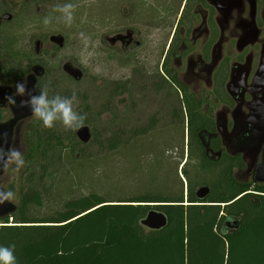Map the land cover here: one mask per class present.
<instances>
[{
  "label": "flooded vegetation",
  "instance_id": "1",
  "mask_svg": "<svg viewBox=\"0 0 264 264\" xmlns=\"http://www.w3.org/2000/svg\"><path fill=\"white\" fill-rule=\"evenodd\" d=\"M66 1L34 2L54 5ZM9 2L0 12V31L20 16L23 0ZM95 5L101 59H106L116 70L109 81L105 80L106 75L97 77L96 81L110 83L107 85L111 96L107 103L112 106V118H117L116 122L120 118L147 116L158 118L159 122L166 116L182 118L179 120L184 125L181 144L186 149V160L181 176L187 188L184 200H189L192 183L194 198L207 202L213 193L209 180L215 179L228 165H233L237 181L254 183L255 169L263 161L264 145L253 163L245 150L240 151L250 132L235 141L234 118H260L251 117L252 94H244L242 105L239 100L243 88H249L264 67V0H96ZM6 15L10 16L9 20ZM41 63L32 66L45 68V74L38 77L39 89L49 73L46 64ZM14 79V86L0 88H12L15 94L16 84L25 79L19 73L10 72L7 77L0 74L1 82ZM230 88L239 91L237 97L230 93ZM255 97L261 99L263 95ZM119 106H124L123 110ZM0 109L11 114L8 106ZM11 117L12 114L0 122ZM190 118H195L193 130H190ZM248 127L253 129L252 124ZM134 132L140 136L152 131ZM188 164L192 167L193 181ZM184 171L189 177H185ZM194 173L202 176V182L195 181ZM205 188L209 189V195L200 199Z\"/></svg>",
  "mask_w": 264,
  "mask_h": 264
},
{
  "label": "rangeland",
  "instance_id": "2",
  "mask_svg": "<svg viewBox=\"0 0 264 264\" xmlns=\"http://www.w3.org/2000/svg\"><path fill=\"white\" fill-rule=\"evenodd\" d=\"M34 1L23 0L19 18L0 31V74L7 77L16 68L17 73L24 75L22 79H26L24 72H30L35 64L45 63L49 73L40 82V89L50 96L49 100L56 95L70 100L74 111L89 122L85 126L91 129L92 140L89 144L81 143L76 135L78 129H68L62 121H55V129L64 136L66 148L55 151L56 164L50 171L54 174L53 180L46 177L42 185H36L37 189L42 187L39 192L45 190L46 194L40 207H31L32 216H51L64 210L69 201L94 193L114 205L127 204V201L147 194L179 198L183 188L185 198L187 188L181 176V167L186 160V149L181 144L184 125L179 120L182 121V118L175 120L166 116L160 122L158 118L148 116L120 118L115 127L111 125L112 106L107 103L111 96L110 85H107L110 83L97 84L96 81L103 75L109 81L116 70L110 62L104 61L106 59H101L103 55L96 33V0H68L66 4L55 2L54 5ZM7 2L10 3L9 0H0V12ZM68 5L72 6L68 10L72 17L70 23L68 13L63 11ZM45 18L49 20L47 25L43 22ZM54 35L65 38L63 49L50 41ZM38 40L42 42L39 54L36 47ZM67 63L83 71L81 81L65 73L63 67ZM15 82L16 79L8 83L0 81V86H14ZM74 91L76 100H72ZM85 99H88L87 102ZM86 104L89 106L86 107ZM119 107L120 110L124 108ZM10 115L9 111L0 109V119ZM41 122L35 116L25 122L19 150L25 163L19 169L15 161L8 164L6 175L0 179V187L13 193L9 200L17 206H20L24 193L31 186L26 159V131ZM145 129L152 132L140 136L134 132ZM116 134L121 137L122 144L111 150L109 141ZM73 135L77 141H71ZM194 167L197 168L196 165ZM191 169L188 164L187 170H190L193 181ZM185 202L189 205L186 199ZM10 222L13 224L14 220L11 218ZM2 225L0 220V227Z\"/></svg>",
  "mask_w": 264,
  "mask_h": 264
},
{
  "label": "trees",
  "instance_id": "3",
  "mask_svg": "<svg viewBox=\"0 0 264 264\" xmlns=\"http://www.w3.org/2000/svg\"><path fill=\"white\" fill-rule=\"evenodd\" d=\"M194 119L190 118V130ZM116 121L112 118L113 127ZM55 123L46 128L41 122L26 131L31 186L13 224L9 218L1 220L0 246L14 245L18 264H264V184L237 181L233 165L209 180L213 193L207 202L194 198L191 183L189 205L183 195L173 199L151 194L114 205L94 193L69 201L51 216H32L31 207H40L46 192L37 186L46 177L53 180L55 151L66 148ZM88 123L85 119L80 127ZM121 144L116 134L109 149ZM194 178L202 182L199 174ZM153 210L167 216V228L149 231L141 225Z\"/></svg>",
  "mask_w": 264,
  "mask_h": 264
},
{
  "label": "water",
  "instance_id": "4",
  "mask_svg": "<svg viewBox=\"0 0 264 264\" xmlns=\"http://www.w3.org/2000/svg\"><path fill=\"white\" fill-rule=\"evenodd\" d=\"M6 19L9 20L10 16L6 15ZM51 42L56 44L59 48H64L66 40L61 35H55L51 37ZM41 42H37V52H39ZM264 62V60H263ZM65 73L76 81H81L84 77V73L81 69L74 67L72 64L67 63L64 65ZM45 74V68L41 65H36L32 68V73L21 83L25 86V92L23 95H15L16 103L13 105L9 103L5 97L13 95L12 88H0V106L9 107L12 117L6 122H0V179H2L8 170V165L5 166L4 156L10 149H21L22 138V126L24 122L34 117L31 112V105L22 106L21 101H29L32 97H38L41 95V90L38 88V77ZM230 93L237 97L239 91L235 88L229 89ZM249 92L253 95V101L250 103L251 117L260 118H234L235 127L234 137L235 141L240 139V135L244 136L247 132H250V136L246 139V144L242 146L240 151L246 153L255 163L260 156L262 146L264 145V67L256 75L253 84L249 88H243L240 105L243 103L244 94ZM257 94H262L261 99H256ZM240 114V113H239ZM249 124H252L253 129H249ZM248 127V128H247ZM240 133V134H239ZM77 138L83 144H89L92 140V132L88 126H82L78 129ZM236 145L239 146L237 142ZM253 181L255 184H264V154L263 161L259 164L254 172ZM204 194H200L199 198L203 199L209 195V189H203ZM0 192H7L4 188L0 187ZM18 206L11 202L9 199L0 203V220L11 219L17 212ZM168 218L164 213L158 211H151L146 218L141 221V225L149 231H161L168 226Z\"/></svg>",
  "mask_w": 264,
  "mask_h": 264
},
{
  "label": "clouds",
  "instance_id": "5",
  "mask_svg": "<svg viewBox=\"0 0 264 264\" xmlns=\"http://www.w3.org/2000/svg\"><path fill=\"white\" fill-rule=\"evenodd\" d=\"M72 6H66L63 11L68 13V22H71V13L68 11ZM44 24H49L47 18L44 19ZM16 92L13 95L6 96L5 99L11 103L15 104V95H23L25 92V86L22 83L16 84ZM75 91L72 93V100H76ZM31 105L32 114L42 120L43 126L46 128H52L54 126V121L60 120L62 124L68 128H79L85 117L81 114H77L74 111L73 104L68 99H62L61 96L56 95L52 100L47 99V93L41 91V95L38 97H32L29 101H21L22 106ZM7 158L5 159V166L11 164L13 161L16 162L17 169L22 167L25 163L24 158L21 152L17 149H10L6 154ZM13 193L11 192H0V203L4 200L11 199ZM225 234L227 229L224 230ZM0 264H18L16 256L14 255V245L13 246H0Z\"/></svg>",
  "mask_w": 264,
  "mask_h": 264
}]
</instances>
